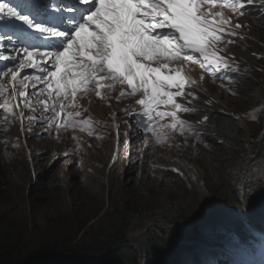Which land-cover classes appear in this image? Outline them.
Returning <instances> with one entry per match:
<instances>
[{"label": "rangeland", "instance_id": "1", "mask_svg": "<svg viewBox=\"0 0 264 264\" xmlns=\"http://www.w3.org/2000/svg\"><path fill=\"white\" fill-rule=\"evenodd\" d=\"M242 2L245 7H264V0ZM241 11L223 10L231 21L227 28L236 33L225 36V42L219 45L218 55L227 60V69L223 64L215 70L214 66L202 67L200 61L195 65L184 63L181 75L185 77V94L175 97L190 109L178 112V118L184 121L183 131L179 126L175 130L161 127L171 124L172 119H158L154 122L160 137L157 141L138 123L139 115L133 118L124 114L142 113L143 109L135 103L139 95L119 98L121 90L128 91L120 85L103 98L94 91L78 95L79 107L70 110L81 113L77 120L91 119V128H59L57 121L45 126L24 120L23 128L30 131H22L19 119L5 123L0 115V244L20 242L18 258L25 261L41 246L62 242L75 246L83 233L95 228L107 209L128 204L140 212L157 213L172 205L191 210L194 216L203 212L197 225L202 245L190 246L173 264L220 263L233 253L229 250L237 251L238 258L242 251L246 254L248 251L234 246L248 240L250 226L264 227V201L252 210L234 212L223 204L222 195L211 192L214 161L205 155L209 149L206 136L204 140L201 137L205 124L197 118L200 111L218 103L217 110L235 118L246 139L255 140L264 133V20L253 21L247 18L246 9L242 15ZM237 23L240 28L234 27ZM232 44L239 55L232 51ZM253 53L257 64L246 60ZM38 114L25 110V116L39 118ZM66 120L71 124V118L60 116V123ZM30 152L39 153L37 170ZM235 163L222 176L225 182L237 179L240 161ZM162 174H170L172 179L162 178ZM246 178L251 186H264V162L246 171ZM150 225L158 231L155 236L159 239L188 244L182 238L168 237L182 233L186 226ZM80 226L83 230L78 231ZM146 228L131 235L142 238ZM162 230L167 231L165 236ZM142 260L138 264H144Z\"/></svg>", "mask_w": 264, "mask_h": 264}, {"label": "snow or ice", "instance_id": "2", "mask_svg": "<svg viewBox=\"0 0 264 264\" xmlns=\"http://www.w3.org/2000/svg\"><path fill=\"white\" fill-rule=\"evenodd\" d=\"M244 7L242 0H72L70 4L64 0H19L15 6L11 0H0V20L10 18L22 26L19 35L0 34V48L7 51L11 46L21 53L19 59L0 54V61L5 62L0 77H10L7 82L0 79L3 120L19 119L22 131H30L23 128L24 120L51 124L63 115L71 118L73 127L91 128V119L77 120L81 113L66 109L79 107L78 94L94 91L103 98L120 85L128 91L121 90L119 98L139 95L135 103L143 109L142 113L124 114L139 115L138 123L157 141L160 137L154 122L158 118L173 121L161 127L175 130L179 126L183 131L184 121L178 112L190 109L175 100L185 94L183 62L199 54L202 67L219 70L223 64L227 69V60L218 55L219 45L225 36L236 33L227 28L231 21L223 10ZM49 18L58 22L48 23ZM35 34L41 35L42 43L31 42ZM25 69L39 71L21 75ZM173 88L176 91H171ZM105 89L107 92H102ZM161 105L173 110L158 111ZM25 110L40 112V121L35 115L25 116Z\"/></svg>", "mask_w": 264, "mask_h": 264}, {"label": "trees", "instance_id": "3", "mask_svg": "<svg viewBox=\"0 0 264 264\" xmlns=\"http://www.w3.org/2000/svg\"><path fill=\"white\" fill-rule=\"evenodd\" d=\"M260 8L264 7H250L249 10L252 11L247 15V18L254 19L253 21H263L264 11H261ZM231 48L234 53L239 55L236 46ZM234 48L237 49L236 52L233 50ZM252 56L251 58L247 57L246 60L249 59L257 64L256 54L253 53ZM219 107V104L216 103L211 109L200 111L197 116L205 124L204 135L201 137L204 140L206 136L205 142L209 143V149L205 150V155L213 157L214 161L212 166H214L215 174L211 179L214 188L211 192L222 195L223 204L234 212L243 209L244 206L249 208L248 210H252L260 207L264 201V186L260 183L255 186L249 185L246 181L248 179L246 171L252 166L264 162V133L258 139H246L239 122L228 113H220L217 110ZM35 153L36 155L34 152L32 154L30 152V155L34 156L32 162L33 165L35 163L37 170L38 164L36 163L39 162L40 157L38 152ZM235 160L240 161L237 179L225 182L222 176L230 170ZM162 175H164L162 178L170 176L172 179L170 174ZM246 188L248 189L247 194L245 193ZM140 211L142 210L132 209L128 204L123 208L107 209L98 219L95 228L86 234L83 233L80 242L75 246L70 247L64 242L52 244V246H41L29 254L25 261L18 258L20 250H22L20 242L3 241L4 243L0 244V264H138L141 257L144 264H167L170 261H172L170 264H173L175 258L190 248V245H177L172 241L167 242L159 239L155 236L158 231L152 229L150 224L186 226L196 218L197 214L194 216L191 210L172 205L157 213ZM145 226L147 228L143 232L142 238L131 235ZM83 227L80 226L78 231L83 230ZM181 232L172 233L168 237L172 240L176 237L182 238L193 244L198 242V240L194 241L199 236L197 226H186ZM161 233L165 236L167 231L162 230Z\"/></svg>", "mask_w": 264, "mask_h": 264}, {"label": "water", "instance_id": "4", "mask_svg": "<svg viewBox=\"0 0 264 264\" xmlns=\"http://www.w3.org/2000/svg\"><path fill=\"white\" fill-rule=\"evenodd\" d=\"M243 209H241V210H245V211H247V209H249V208H247V207H242ZM247 208V209H246ZM240 210V211H241ZM203 213V212H202ZM202 213H200V214H197L196 215V218H194L193 220H191L190 221V223H188L186 226H197L198 225V223L202 220V216H203V214ZM199 238V239H198ZM178 239V238H177ZM198 240V242H196ZM199 240H201V237H200V235L199 236H197V239L196 240H194L196 243H190L189 241H187L188 242V244L187 245H190V246H194V245H197V244H201L200 242L201 241H199ZM170 263H172V261H170V262H167V264H170Z\"/></svg>", "mask_w": 264, "mask_h": 264}, {"label": "bare ground", "instance_id": "5", "mask_svg": "<svg viewBox=\"0 0 264 264\" xmlns=\"http://www.w3.org/2000/svg\"><path fill=\"white\" fill-rule=\"evenodd\" d=\"M106 91V90H105ZM88 101H89V99H88ZM86 103V102H85ZM86 105V104H85ZM84 107V106H83Z\"/></svg>", "mask_w": 264, "mask_h": 264}]
</instances>
